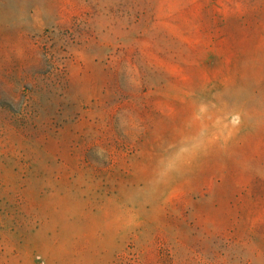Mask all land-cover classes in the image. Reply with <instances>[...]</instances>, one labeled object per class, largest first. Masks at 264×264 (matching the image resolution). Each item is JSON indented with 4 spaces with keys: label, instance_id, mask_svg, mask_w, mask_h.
Masks as SVG:
<instances>
[{
    "label": "rangeland",
    "instance_id": "obj_1",
    "mask_svg": "<svg viewBox=\"0 0 264 264\" xmlns=\"http://www.w3.org/2000/svg\"><path fill=\"white\" fill-rule=\"evenodd\" d=\"M0 264H264V0H0Z\"/></svg>",
    "mask_w": 264,
    "mask_h": 264
}]
</instances>
